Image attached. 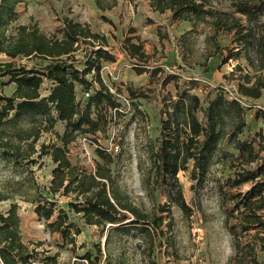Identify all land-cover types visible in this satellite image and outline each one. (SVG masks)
<instances>
[{"label": "trees", "instance_id": "16d2710c", "mask_svg": "<svg viewBox=\"0 0 264 264\" xmlns=\"http://www.w3.org/2000/svg\"><path fill=\"white\" fill-rule=\"evenodd\" d=\"M24 1L0 0V55L9 60L0 62V78L8 77L3 84L15 85L11 95L0 93L3 162L30 173V165L49 157L54 167L47 193L69 198V210L80 215L84 225L99 229L105 240L102 250L101 245L96 246L97 258L104 255L105 264H130L131 251L137 254L140 264H157L156 241L160 237L169 240L162 230V214L167 213L168 231L172 228V207L186 217L192 215L178 173L189 172L191 188H195L203 184L212 166L227 160L231 174L217 185L222 225L233 249L227 264H264L260 260L264 254V128L252 139L240 138L246 120L239 100L218 92L203 106L197 94L189 89L178 90L175 85V99L168 94L162 103L158 137L148 141L147 157L137 163L142 189L151 197L158 193L166 201L150 209L138 205L120 173L112 169L115 157L104 148L97 147L98 159L90 171L72 164L68 156L69 145L78 137L104 133L121 113L118 95L123 91L117 88L113 93L101 76V62L115 61L105 49L106 37L69 17L62 19L60 38L46 35L36 24L12 29L19 16L17 8ZM147 1L151 11L169 12L172 21L187 22L191 29L185 35L201 24L207 25L205 41L214 46L210 56L222 49L216 41L218 35L232 36L233 47H226L223 62L242 59L246 64L236 65L234 70L239 72L237 95L254 101L264 95V0H230L231 11L217 9L215 0ZM116 2L94 0L100 11L111 10ZM134 32L130 29L122 49L130 58L147 62L143 43ZM82 45L91 48L88 54ZM80 50L84 51L83 64L76 57ZM17 58H36L44 65L28 69L12 61ZM133 70L136 75L148 72L138 65ZM158 72L161 70L153 69L149 74L152 78ZM175 79L166 75L162 85L175 84ZM44 80L51 82V87L42 96ZM78 87L88 93L85 101L78 99ZM124 92L130 100L147 98L132 84H126ZM58 122L64 124L62 133L54 131ZM49 132L55 141L38 145L42 134ZM225 146L236 153L227 152ZM244 185H249L248 190L240 192ZM10 188L12 193L0 191V204L12 194L23 197L34 204L35 214L50 234H59L63 246L75 248L81 228L70 219L68 211L58 207L56 200L44 197L34 180L24 178ZM17 208L14 203L5 213L0 212V264H57V255L36 251L42 243L30 249L22 242ZM40 255L43 258L38 261ZM81 259L92 262V253H85Z\"/></svg>", "mask_w": 264, "mask_h": 264}, {"label": "rangeland", "instance_id": "374dc122", "mask_svg": "<svg viewBox=\"0 0 264 264\" xmlns=\"http://www.w3.org/2000/svg\"><path fill=\"white\" fill-rule=\"evenodd\" d=\"M116 1L111 10L100 11L96 8L94 0H25L17 8L19 16L12 29L19 25L36 24L46 35L60 38L58 30L62 27V19L69 17L82 24H88L92 31L106 37L108 46L105 49L114 56L115 61L101 62V76L113 93L117 88L123 91L118 95L121 113L104 133L78 137L69 145L68 156L72 164L90 171L94 169L98 159L95 151L101 146L115 157L112 169L120 173L122 182L135 203L150 209L152 205L163 204L166 199L158 193L151 197L142 189L137 163L140 158L146 159L148 141H154L158 137L162 103L168 94L175 99V85L178 90L189 89L191 93L197 94L203 106L218 92H223L228 99L237 98L245 110L246 127L240 135L242 140L252 139L264 128V95L255 101L237 95L239 72L234 70L236 65L245 67L246 64L242 59L223 62L227 55L226 47H233L232 36L218 35L216 41L222 49L210 56L214 46L205 41V35L209 33L207 25H199L194 32L186 36L185 33L191 29L187 22L172 21L169 12L159 14L151 11L147 0ZM215 6L217 9L231 11L230 0H215ZM101 16L109 19L111 23L103 21ZM130 29H134L133 35L142 41L148 55L147 62L130 58L122 49L124 38L129 35ZM82 49L87 50L86 54L91 50L84 45ZM76 57L84 63V51L80 50ZM7 61L9 60L6 56L0 55L1 63ZM12 61L28 69L44 65L36 58H17ZM135 65L145 67L148 72L136 75L133 70ZM77 67L83 68L82 65ZM153 69H159L161 72L151 78L149 72ZM166 75L176 77L175 84L171 82L163 86L162 81ZM7 80L8 77L0 78V93L9 96L13 93L15 85L3 84ZM126 84L140 88L147 98L128 99L124 92ZM50 87L51 82L44 80L40 89L41 95H47ZM77 89L78 99L85 101L88 93L80 87ZM63 130L64 124L56 123L54 131L62 133ZM51 141H55L54 134L43 133L38 145ZM225 149L227 152L236 153L231 146H225ZM53 167L50 158L44 157L38 159L35 165L29 166L30 173H24L22 168L7 166L0 158V191L12 193L10 186L16 181L24 178L34 180L42 195L49 200H56L58 207L68 211L70 219L81 228V234L76 237L75 248L70 245L63 246L59 234H50L45 222L39 220L35 214L34 204L25 202L19 195L12 194L9 200L2 202L0 212L5 213L12 204H17L22 242L29 245L30 249H33L36 243H42L36 251H46L49 256L57 255V264H105L104 255L97 258L96 246L101 245L102 250L105 240L99 229L84 225L80 215L69 210V198L58 195L53 197L47 193ZM230 174L228 161L222 160L212 166L201 186L191 188L189 172L178 173L185 200L192 208V215L186 217L180 210L172 207L170 212L173 222L171 230L168 231L167 213L162 214L165 218L162 230L169 240L166 241V237L157 239L154 250V260L157 264L228 263L233 249L230 236L222 225L223 210L218 204L217 185ZM248 188L249 185H244L240 192ZM87 252L92 253V262L81 259ZM130 254V264H140L137 254L131 251ZM42 255L38 257V261L43 258ZM260 260L264 262V254L260 256Z\"/></svg>", "mask_w": 264, "mask_h": 264}]
</instances>
